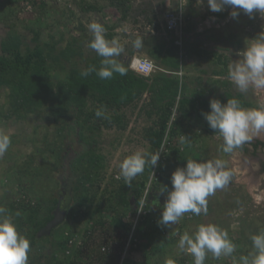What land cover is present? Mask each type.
I'll use <instances>...</instances> for the list:
<instances>
[{
  "label": "rangeland",
  "instance_id": "rangeland-1",
  "mask_svg": "<svg viewBox=\"0 0 264 264\" xmlns=\"http://www.w3.org/2000/svg\"><path fill=\"white\" fill-rule=\"evenodd\" d=\"M122 1L119 8L109 0H0V43L12 31L22 50L49 43H54L55 54L67 49L68 59H60L52 73L53 79L67 80L96 54L127 63L129 53L138 50V56L150 58L148 52L156 44H165L169 36L176 38L165 27L167 12L176 10L181 17L177 69L181 75L176 74L180 92L197 95L204 111L214 107L227 115L232 131L226 136L218 126L210 133L204 128V115L189 118L175 104L170 121L182 123L183 150L178 151L182 160H176L169 149L172 158L163 164L162 175H169L170 181H157L170 187L166 193L157 189L163 200L154 208L147 205L139 217L136 207L121 250L114 242L101 240V227L96 224L99 204L109 189L130 176L134 162L146 151L143 132L155 115L147 117L141 109L148 98L145 93L122 108L124 130L95 122L96 129L85 136L95 140V152L102 157L96 196L78 208L70 199L64 220L52 236L40 237L36 245L38 264H49L51 255L56 260L77 258L82 264H110L109 255L119 251L117 264L126 256L135 264H264V147L253 150L247 145L243 151L234 146L264 140V83H257L264 82V0H231L228 6L224 0ZM89 3L95 9L86 10ZM152 60L153 74L170 72ZM7 94L6 88L0 91V111L8 106ZM111 115L105 111L102 119L110 121ZM71 126L70 111L61 120L46 110L23 118L0 117V199L24 194L22 182L39 192L42 208L48 199L58 197L61 187L71 197L70 162L84 148ZM54 143H61L57 159L48 151ZM154 181L151 171L146 185ZM71 208L73 219L67 217ZM157 225L164 229L165 245ZM140 228L149 233L147 243ZM89 235L96 245L82 249L79 256L78 248ZM65 238L68 245L61 248L58 243ZM134 243L139 248L129 250ZM102 254L106 258L101 259ZM23 260L22 264H32Z\"/></svg>",
  "mask_w": 264,
  "mask_h": 264
},
{
  "label": "trees",
  "instance_id": "trees-1",
  "mask_svg": "<svg viewBox=\"0 0 264 264\" xmlns=\"http://www.w3.org/2000/svg\"><path fill=\"white\" fill-rule=\"evenodd\" d=\"M230 1L224 0V5L228 6ZM109 2L120 5L119 8L123 4L122 0H109ZM85 8L93 10L95 6L89 3ZM53 45L54 43L35 44L31 48L22 50L19 36L12 31L1 40L0 91L3 88L7 89L8 106L4 111H0V117L23 118L30 113L46 110L49 116L61 120L70 111L73 126L68 128L73 129L84 146L70 162L74 175L71 182V199L74 208L93 202L98 190L97 184L101 180L102 157L95 152V140L87 138L85 133L94 131L96 128L93 124L98 120L106 126L112 123L119 130H124L126 123L123 120L122 108L141 99L145 93L148 94L147 101L141 107L147 117L155 115L152 125L143 132L148 147L134 162L130 176L118 181L117 185L109 189L108 196L99 204L100 215L96 220V224L101 227L103 243L112 241L122 250L132 226L135 209L146 188V179L152 171L165 134L167 133L169 140L182 134L180 119L170 121L175 104H177L176 109L179 112H186L189 118L204 115L206 117L204 128L210 133L218 131L217 127L221 126L227 136L232 131V120L223 113H217L214 107H208L204 111L203 100L197 95L187 96L180 92L179 80L174 73L179 68V48L174 44L172 36L168 37L165 44H156L153 51L148 52L152 58L159 61L163 69L170 72H158L149 77L136 74L123 61L110 60L96 54L87 60L82 69L72 71L67 80L53 79L52 73L59 68V60L68 59L67 49L55 54ZM105 111L113 113L110 121L102 119ZM59 129L62 130L60 126ZM59 133L61 134V131ZM248 144L255 150L258 146L264 147V140L243 141L234 146L245 151ZM169 149L172 150L171 152L174 151L176 160H182L181 156H178V148L171 146ZM60 150L61 143H54L48 147L49 153L56 159ZM171 158V155L166 154L156 166L155 181L148 187L146 195V202L150 208H154L155 205L151 200L152 197L160 194L158 191L166 193L170 187L167 182L161 184L157 180L167 178L166 181H170V176L165 177L162 172L163 164ZM262 169L264 170V165ZM20 186L25 188L24 194L0 199V264H22L25 258L32 264H38L36 245L40 237L48 238L53 234L54 228L48 235L37 236L38 230L52 217L57 198L48 199L47 206L42 208L38 199L39 192L31 190L30 185L27 186L25 182L20 183ZM34 199L36 202H32ZM74 216L75 213L71 208L67 217L73 219ZM107 216L109 220L106 219ZM161 216L166 217V214L162 213ZM157 229L159 240L165 245L167 238L164 229L160 225H157ZM139 231L142 232L141 236L147 243L149 233L142 231L141 228ZM112 235H116V238H112ZM90 236L82 240L77 251L79 256L84 254L82 249L96 245L93 242L96 240L91 239ZM11 239L18 246L13 247ZM58 245L65 248L68 245V238L60 241ZM137 246V243L131 244L129 250H136L139 248ZM119 253L115 256L109 255L110 264L118 263L116 256H119ZM102 258L106 256L102 254ZM124 258L122 264H135L127 256ZM48 263L82 264L77 258L56 260L55 255H51Z\"/></svg>",
  "mask_w": 264,
  "mask_h": 264
},
{
  "label": "built area",
  "instance_id": "built-area-1",
  "mask_svg": "<svg viewBox=\"0 0 264 264\" xmlns=\"http://www.w3.org/2000/svg\"><path fill=\"white\" fill-rule=\"evenodd\" d=\"M165 27L168 31L172 32L175 35L176 38L174 39V44H176L181 51L180 13H178L176 10H171L167 12L166 18H165ZM127 65H128V68L131 69L133 72H135L138 75L144 76V77L151 76L156 68L155 64L153 63L151 59L147 57H143V56L130 57L128 59ZM174 73L177 75H181V69L174 71ZM183 139H184L183 134H178L176 137L172 138V140H169L167 133L165 134L163 141L156 154V159L152 167V175L155 172V169L158 163L161 162L164 159L165 155L169 152V148L171 146H174L178 148L179 150H183ZM148 187H149V182L147 183L144 193L139 201V204L137 205L136 217H139L146 212V206H147L146 195H147ZM183 200H185V198H183ZM187 216L190 217L191 212H189Z\"/></svg>",
  "mask_w": 264,
  "mask_h": 264
},
{
  "label": "water",
  "instance_id": "water-1",
  "mask_svg": "<svg viewBox=\"0 0 264 264\" xmlns=\"http://www.w3.org/2000/svg\"><path fill=\"white\" fill-rule=\"evenodd\" d=\"M70 199V192L65 187H61L58 192L56 205L52 210V217L38 230V237L48 235L51 229L59 225L64 220L70 204Z\"/></svg>",
  "mask_w": 264,
  "mask_h": 264
},
{
  "label": "flooded vegetation",
  "instance_id": "flooded-vegetation-1",
  "mask_svg": "<svg viewBox=\"0 0 264 264\" xmlns=\"http://www.w3.org/2000/svg\"><path fill=\"white\" fill-rule=\"evenodd\" d=\"M255 140H256V139H255ZM258 140H259V139H258ZM252 141H254V140H252ZM248 145H249V144H248ZM249 146H250V145H249ZM160 199H161V201L163 200L159 194H155V195L152 197L151 200H152L153 204L157 205L158 202H161Z\"/></svg>",
  "mask_w": 264,
  "mask_h": 264
},
{
  "label": "crops",
  "instance_id": "crops-1",
  "mask_svg": "<svg viewBox=\"0 0 264 264\" xmlns=\"http://www.w3.org/2000/svg\"><path fill=\"white\" fill-rule=\"evenodd\" d=\"M138 55H140V52L138 51V50H135V51H132V52H130L129 53V57H132V56H138ZM147 58H149V57H147ZM152 57L150 56V58L149 59H151ZM153 59V58H152ZM151 59V60H152ZM153 61V60H152ZM154 63V62H153ZM154 73V72H153ZM152 73V74H153Z\"/></svg>",
  "mask_w": 264,
  "mask_h": 264
},
{
  "label": "bare ground",
  "instance_id": "bare-ground-1",
  "mask_svg": "<svg viewBox=\"0 0 264 264\" xmlns=\"http://www.w3.org/2000/svg\"><path fill=\"white\" fill-rule=\"evenodd\" d=\"M258 84H262V83H264V82H257Z\"/></svg>",
  "mask_w": 264,
  "mask_h": 264
}]
</instances>
